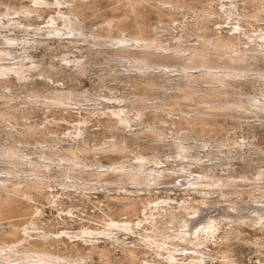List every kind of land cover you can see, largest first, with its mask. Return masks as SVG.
<instances>
[{
	"label": "rangeland",
	"instance_id": "374dc122",
	"mask_svg": "<svg viewBox=\"0 0 264 264\" xmlns=\"http://www.w3.org/2000/svg\"><path fill=\"white\" fill-rule=\"evenodd\" d=\"M48 1L54 2V0ZM87 3L91 4L88 5L86 14L80 16L81 22H84L82 25L86 34L107 38L110 34L109 29H111L108 26L110 24L115 26L120 20L127 28L113 27L111 34L116 38L122 37V34L126 37L135 36V31L132 28L135 16L128 13L130 8L124 3L117 0H88ZM263 3L264 0H181L178 9L176 8L169 14L158 13L153 6H146L148 4L145 7L140 5L143 12L139 13L142 14L140 19L143 21L144 37L158 39L160 46L167 49L164 51L166 54L171 52L170 49L181 46L184 52L180 56H189L190 52L187 49L202 42V40L196 42L198 36H202L205 41L208 40V37L214 38L217 35L227 36L235 33L243 39L241 42L244 48L240 46V49L253 56L252 52H255L256 44H249L250 40L244 36H264V34L254 36V32H258V30L264 32ZM33 5L30 0H0V18L3 17L2 14L6 12L8 6L21 8ZM47 6L56 5L50 3ZM49 9L53 10L47 9L46 12H41L38 18L32 16L34 20H28V22L20 20L19 28L18 26L12 28L13 24L8 26L6 18H4L5 23L0 25V34L3 36L16 38L19 42L26 38L29 42H34V44H28L25 47L24 45L10 47L14 56L19 58L11 63L31 58L24 63L27 64V68L32 67L33 69L24 73L26 74L24 78L27 79L19 80L16 74L0 78V144L19 148L32 160L50 163V161L41 158L43 152L50 154L48 152H51L49 150L51 147L54 149L76 147L78 142L76 143L74 140L77 138L81 148H84V144H82L84 141L87 144L86 150L90 149L89 154L88 152H78L80 161L83 165H87L88 171L98 168L104 170L100 166L104 167L112 163L136 164V156L141 151L150 154L151 147H158L157 153L160 158L156 160L157 165L153 167L165 169L169 176L160 177V181L164 182L161 185H155L154 182H151L149 186L146 184L144 186L127 185L126 190L103 189L97 185L85 191L75 187L73 180L65 179L60 174L55 176L49 172L50 185L41 189L42 192L39 195L32 191L30 198L19 196L18 200L21 201V204L8 210L6 214L11 211L9 214L11 217L7 215L8 217L6 216L0 222L1 228L5 231L17 227V229L15 228L17 236L11 237L10 241L24 236L22 232L28 228L31 230L28 233H31L34 240L47 241L46 239L50 240L56 237L52 234H56L60 238H64L67 245H73V243L85 245L81 239H69L60 233L66 232L75 236L83 227L101 229L104 227L103 219L107 218L105 215L117 211V208L120 207L118 199L128 196L135 201L137 211L132 215L117 213L120 219L129 218L132 221L135 220L134 222L145 221L144 224H148L147 219H156L157 228L170 235H180L178 234L179 230L190 234L191 230L181 228L184 224L183 220H189L188 228H196V224H200L199 228H196L200 231V228L207 226L212 220H217L221 228H227L225 226L230 223L227 220L230 216H237L235 218L237 221L244 222L245 219L246 224L242 226L241 239L229 245L232 257L235 264H264V226L260 224V218H264L260 212H264V208H258V206H264V202L259 203L249 195L255 186H264V178L256 181L262 174L264 175V111L258 110L257 100H255L257 96L258 100H264V96L258 94V88L259 86L262 88L264 78H254L253 81L239 80L227 88L229 92L227 91V94L225 92L224 98L228 95L233 100L241 99L244 101L245 107L251 111L243 113L244 115L241 114L240 116L243 118L238 117L240 120H237L231 117H217L205 125L204 130L197 128L192 131L185 125L179 126L178 122L184 112H193L198 105L185 99H182L179 104H174L175 101L172 100L173 98L176 100V96L181 95L176 85L184 84V81L178 78L181 75L183 61L180 60L177 63L178 59H175L173 63L177 65L178 69L172 68L171 70L174 72L169 73L170 75H166V77L161 74L162 77L156 79L160 80L156 82L158 85L150 90L149 88L144 89L143 75L136 70H127L130 64L125 63L123 59L108 60L105 59L106 56H96V52L80 49V47L86 48L87 44L84 42L73 48L70 44H66L67 40L49 38L46 35L48 34L47 30L42 29L48 26L47 21L50 24V16L56 17L58 8ZM61 10L66 12L65 8H61ZM255 14H260V17H254ZM198 16L200 18L205 16L208 22L202 20V22H198V28H196L192 22H196ZM186 22L192 26L180 28ZM58 23L59 26H64L61 19L58 20ZM20 26H24V28L20 30ZM204 28L206 29L204 30ZM235 28H238L239 31L233 32ZM26 29L30 31L26 32ZM34 29H38L40 32H34ZM61 41L63 44H58ZM40 42L44 43L40 44ZM88 42L92 44V40H88ZM258 43L260 44L259 41ZM64 46H69V49ZM258 49L261 48L258 46ZM160 51L156 50L155 52L160 53ZM223 51L224 48L220 50L214 48L210 53L217 54ZM109 53H113L112 50H100V54L109 56ZM86 54L96 57L92 58L91 64L86 65L87 71L85 72L72 64L65 65L60 61L65 56L82 60L84 56L81 55ZM251 60L253 64L258 63L256 58ZM88 61L90 62V60ZM33 64H38L40 67L35 68ZM51 65L63 68L52 72L49 68ZM262 65H264V61ZM198 71L199 69H195L194 72ZM114 72H118L116 76H113ZM153 72L157 75L160 70ZM204 81L206 80L201 79L192 82L191 85L196 91L219 86L218 84L206 86ZM36 88L37 90H35ZM57 89H62L60 91L66 94L73 92L77 97L67 100L66 105L47 106L42 102H34L44 101L45 96H51L52 92ZM139 96H148L150 100L143 103L138 101ZM113 112L122 115L128 113L130 116L142 112L144 116L142 121L134 119L128 126L118 124L119 128L114 130L109 127L110 124H114L116 119L112 116ZM28 126L40 129L41 133L34 137L21 134L8 135L9 131L21 133ZM79 130L82 137H76ZM157 134L162 135L158 138ZM122 136H126L129 141V147L125 153L113 155L100 151L105 144L120 142ZM184 138H188V140H184ZM181 143L183 144L182 150H184L182 154L178 148ZM188 152L193 156L189 158ZM150 164H154V162ZM150 164L146 166H150ZM0 174H2L0 178L6 177L5 173ZM197 174L205 176L203 182L208 184L218 182V180H228L230 184L240 182L238 186H240L239 191L242 192V196L233 195L222 200L218 190H216L218 194L210 192L211 187L209 186H181V182L187 183L190 176ZM22 176L25 177L26 174H22ZM85 178L86 182H96L90 176ZM94 188L96 189L94 190ZM206 192L210 193L206 194ZM232 202L236 204H232ZM216 206H220V208H216ZM162 207L166 208V212L164 209H160ZM190 208L202 210V212H197L198 218H190L192 211ZM230 208L238 210V213L230 212ZM206 209H210L212 212H204ZM157 214L159 215L156 216ZM160 215L161 217H159ZM210 216H212V220H208ZM262 221L264 223V219ZM134 228L135 230L131 232L117 233V237L114 239L98 236L97 241L87 242V244L115 248L113 249L115 259L126 254L124 247H135L140 254L138 260L133 264L191 263L188 256L186 259L179 255L176 258V254L185 252L174 250L170 244L162 246L171 248V250H159L155 244L145 245L147 242L141 235L143 231L140 233V228L136 226ZM222 233L223 229L218 232V239L211 240L207 243V248H204L206 258H210L206 260V264H224L220 255L225 249L224 246H220ZM157 238L161 239L162 236L158 235ZM112 242L115 243L112 245ZM177 242L178 240H176ZM64 245L63 242L60 243L58 249H64ZM157 251H160L162 255H158ZM171 254H174L177 259L174 260V263L167 260L168 255ZM97 262L98 259L94 256L92 260L87 261V264H98Z\"/></svg>",
	"mask_w": 264,
	"mask_h": 264
},
{
	"label": "bare ground",
	"instance_id": "6f19581e",
	"mask_svg": "<svg viewBox=\"0 0 264 264\" xmlns=\"http://www.w3.org/2000/svg\"><path fill=\"white\" fill-rule=\"evenodd\" d=\"M117 1H120L129 7L130 9L128 10V13L134 14L135 16L132 25V28L135 31L134 37H126L122 34V37L116 38L111 34V29L113 27H118L119 29L127 28L123 21L120 20L115 26H112V24L108 26V28L111 29H109L110 34L107 38H98V36H90V34H86L82 25L84 22H81L80 16H84L86 14L88 5L91 4L87 3L88 0H54V2H49L48 0H30V2L34 4L33 6H22L21 8L8 6V8H6V12L2 14L3 17L0 18V25L5 23L4 18H6V24H8V26H12L13 24L14 26H12V28H16V26L19 28V25H21L20 20H26V22H28V20H34L32 16H36V18H38L40 17L41 12H46L47 9L53 10L49 8H58L56 17L50 16V24H48L47 21L48 26L45 29H42L47 30L48 34L46 35H48L49 38L67 40L68 43L66 44H70L73 48L84 42L87 44L86 48L80 47V49H87L88 52H96V56H106L105 59L108 60L116 58L123 59L125 63L130 64V67L127 68V70H136L139 74L141 73L143 75L142 82L144 81L143 84L145 83V85H142L144 89L149 88V90L150 88L155 87V85H158L156 82L160 80L157 81L156 79L162 77V75L165 77L166 75L169 76L174 72L171 70L172 68L178 69L177 65L173 63L175 59H178L177 63H179L180 60L183 61L182 69L180 70L181 75H179L178 78L183 80L184 84L176 85L181 95L178 97L176 96V100H174V98L172 100L175 101L174 104H179V102H182V99H185L186 101H193L196 105H198H195L196 108H194L193 112H184L180 122H178L180 124H178L179 126L185 125L192 131L197 128L204 130L203 127L209 124L212 119L214 120V118L217 117H231L232 119L235 118L240 120L238 117L243 118V116H240L241 114L244 115L243 113L245 112H251L245 107L243 100H233L230 99L228 95V98H224L223 96H225V92L227 94V88L233 86L239 80L253 81L254 78H264V65H262L264 61V36H256V34H264L262 30L254 32V36L256 37H248L242 34V36L250 40L249 44H256V50H254L255 52H252V54H254L253 56H250V54H247L246 51L240 49V46H242L241 41H243V39L240 35L235 33L227 36L217 35L214 38H209L207 36L208 40L205 41L202 36H198V40L196 42H200V40H202V42L198 45L190 46L187 49V51L190 52L189 56H180V54L184 52L181 46L170 49L171 52L166 54L164 51H167V49L160 46L158 39H149L144 37L143 21L140 19L142 14L139 13L141 11L143 12V9L140 5L145 7V5L148 4L146 6H153L158 13L165 15L172 13L176 8L178 9V4L181 0ZM50 3H53L56 6H47ZM61 8H65L66 12H62ZM259 15L260 14L254 17L259 18ZM59 19L62 20L64 26H59ZM202 20H204V22H208L205 16H202V18L198 16L197 21L192 22V24L196 25V28H198V22H202ZM106 24H108V22H106ZM192 24L186 22V24H184V26L181 25L180 28H186V26H192ZM22 28H24V26H20V30H22ZM206 28H204V30ZM28 31L30 30L26 29V32ZM33 31L40 32L38 29H34ZM235 31H239V29L235 28L233 32ZM88 40H92V44H90ZM43 43L44 42H40V44ZM28 44L31 45L34 44V42H29L28 38L19 42L16 38L0 34V78H6L10 76V74H16V77L19 80L27 79L24 78V76H26L24 73L31 71L33 68H27V64L24 62L31 58H26V60L21 59V61L11 63V61L19 58L14 56V52L10 47L16 45H24L25 47ZM58 44L63 43L61 41ZM5 46L8 47L6 48ZM258 46L261 49H258ZM68 47L69 46H64L66 49H69ZM211 48L212 50H214V48H216V50L224 48V51L217 54L210 53L212 52ZM242 48L244 47L242 46ZM100 50H112L113 53H109L108 56V54H100ZM154 50L161 51L160 53H157ZM81 56H84L82 60H76V57L65 56L62 57L60 61L64 62L65 65L72 64V66L78 67V69H81L82 72H85L87 71L86 65L91 64L92 58L96 56H92V54ZM252 58H256L258 63L253 64L251 60ZM88 60H90V62ZM33 65H35V68L40 67L38 64ZM49 68L53 72L54 70H62L63 67L51 65ZM195 69H199V71L194 72ZM152 70H160V73L156 75ZM46 71L48 72V70ZM114 73L115 74L113 76H116L118 72ZM146 75L148 76L145 77ZM201 79L206 80L204 81L206 86H210V84H218L219 86H212L211 88L202 91L194 90V86L191 85L192 82H196ZM35 90H37V88ZM60 90L62 89L54 90L51 96H45L44 101L37 100L34 102H42L47 106L52 104L66 105L67 100L73 99L72 97H77L73 92H68V94H66ZM262 90H264V84H262V88H260V86L258 88V94H262V96H264V92H262ZM38 92L40 93V91ZM2 99L4 100V98ZM147 100H150L148 96H142L138 99V101L143 103H146ZM255 100H257L258 110L264 111V100H258V96L255 97ZM112 116L116 119L114 118V124H110L109 127H112L115 130L119 128L117 126L118 124L128 126V124H130L134 119L142 121L144 114L142 112H137L136 114L130 116L128 113H124L122 115L120 113L113 112ZM2 117L4 118V116ZM244 123L246 124V122ZM40 133V129L28 126L21 133H13L12 131H9L8 135L13 136V134H21L34 137ZM161 135L162 134H157L158 138ZM76 137H82L80 130ZM122 137L123 138L120 142L103 145L100 151L104 153H111L113 155L125 153L129 147V141L126 136ZM184 140H188V138H184ZM74 141H76V143L78 142L76 147L70 146L65 149H54L51 147L49 148L51 152H48L50 154L43 152L41 158L50 161V163L32 160L28 158V156L25 155L19 148H14V146H3L0 144V173H5L6 175V177L0 178V222L3 221L7 215L11 214V211H9V214H6L8 213V210H12L11 208L13 206H19L21 204V201L18 200L19 196L25 197L26 199L30 198L29 196L32 194V191L39 195L44 188L50 185L49 172H52L55 176L60 174V176L62 177L63 175L65 179L73 180L75 187L85 191L90 190L92 186L97 185L103 189L116 188V190H126L127 185L137 184L139 186H144V184H146V186H149L151 182H154L155 185H161L164 184V182L160 181V177L169 176L165 169L153 167L154 165H157L156 160L160 158L159 153H157L159 150L158 147H151L152 152L150 154L141 151L138 156H136V164L112 163L108 166H100V168H104V170H100L98 168L88 171V168H86L87 165H83L80 161V154L78 152H88L89 154L90 149L88 148V150H86V142L83 141L82 144H84V148H81V146L78 145L80 144L79 140L76 138ZM182 146V143L178 146V148H180V154L184 152V150H182ZM146 150L147 149H145V151ZM187 156L190 158L193 155L188 152ZM153 162L154 164H150ZM147 164H150L152 168H150V166H146ZM22 174H26V176L23 177ZM86 176L92 177L96 182H86ZM151 177L153 178L152 180ZM205 178L206 177L202 174L190 176L187 183L181 182V186H209L211 187L210 192H214L216 194L219 192L222 196V200L233 195H237L238 197L242 196V192L239 191L240 186H238L240 182H238V184H236V182H232V184H230L228 180H218L220 183L212 182L211 184H208L203 182ZM263 178L264 175L262 174L260 178L256 179V181ZM92 183H95V185H92ZM95 189L96 188H94V190ZM216 190H218V192H216ZM210 192H206V194H209ZM249 195L254 197L259 203L264 202V186H255V189L250 191ZM238 200H240V198H238ZM118 201L120 202V207L117 208V211L107 213L105 215L107 218L103 219L104 227L101 229L83 227L82 230L75 236L66 232L60 233L62 236H66V238L69 239H81L85 245L74 243L73 245H67L64 238H60V236L56 234H52V236L56 237H53L50 240L46 239L47 241L34 240L32 238L33 236L30 235L31 233H28L31 231L28 230V228H25L24 232H22L24 236H20V238L10 241L11 237L17 236V227H15L16 229L12 227L10 230L5 231L1 228L2 225H0V264H87V261L92 260L94 256L97 257L98 264H125L126 262H128V264H133L138 260L140 254L139 250L135 247H124L126 254L121 258L115 259L113 256V249L115 248L100 246L98 244L90 245L87 244V242L97 241L99 239L98 236L114 239L117 237V233L121 231H134V226L140 228V233L141 231L145 233L141 234L147 242L145 245L149 246V244H155L159 250H171V248L162 246L164 244H170L174 247V250L185 252L184 254H176V258L178 255L183 256L185 259L186 256H188L191 260L189 261L191 262L190 264H206V260L210 258H206L207 256L206 252H204V248H207V243L211 240L216 238L218 239V232L223 229V233L220 237V246L225 247L220 254L223 259L222 262H224V264H235L229 245L232 242L241 239L242 226L246 224L245 219L244 222H242L235 219L237 216H230V218L227 219L230 223L225 226L227 228H221L218 221L212 220V216H210L208 220L212 221L207 226L200 228V231L196 230V228H199L200 224L195 223L196 228H188L189 220H183L184 224L181 228L191 230L190 234H187L183 230H179L178 234L180 235H170L165 232L163 233L157 228L156 219H147L148 224H144L145 221L134 222L135 220L132 221L129 218L125 220L120 219L117 213H120L119 215H121V213L122 215L123 213L125 215L135 214L137 206L135 201L128 196L118 199ZM232 204L236 203L232 202ZM216 208H220V206H216ZM258 208H264V206H258ZM160 209H164V212H166V208L162 207ZM197 212H202V210L193 208L190 212V218H198ZM204 212H212V210L206 209ZM226 212H228V210H226ZM230 212H234V214H236L238 213V210H232V208H230ZM160 214H162V212H160ZM260 214L264 216V212H260ZM158 215L159 214L156 216ZM9 216L11 217V215ZM159 217H161V215ZM263 219L264 218H260V224H262V226H264V223H262ZM194 230H196L195 233ZM158 235L162 236V238H157ZM108 238H106V240H108ZM176 240H178L177 243ZM62 242L65 244L63 247L64 249L59 250L58 246ZM70 242H72V240H70ZM218 242H220V240H218ZM114 243L115 242H112V245ZM120 245L123 246V244ZM157 253L158 255H162L160 254V251H157ZM176 258L174 254H171L168 255L167 260L174 263V260H177ZM192 260L194 261L192 262Z\"/></svg>",
	"mask_w": 264,
	"mask_h": 264
}]
</instances>
